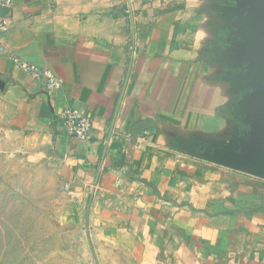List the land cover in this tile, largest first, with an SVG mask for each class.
Here are the masks:
<instances>
[{"label":"crops","instance_id":"obj_1","mask_svg":"<svg viewBox=\"0 0 264 264\" xmlns=\"http://www.w3.org/2000/svg\"><path fill=\"white\" fill-rule=\"evenodd\" d=\"M245 0H16L0 8V146L59 204L42 264H264V181L208 162L250 128ZM17 58L62 80L50 92ZM90 114L91 139L60 112ZM114 128L112 130V127ZM93 195L89 224L86 212ZM49 237V238H50Z\"/></svg>","mask_w":264,"mask_h":264},{"label":"rangeland","instance_id":"obj_2","mask_svg":"<svg viewBox=\"0 0 264 264\" xmlns=\"http://www.w3.org/2000/svg\"><path fill=\"white\" fill-rule=\"evenodd\" d=\"M7 150L0 146V264H42L54 247L49 216L60 207L53 191L42 188V173L26 161L27 152Z\"/></svg>","mask_w":264,"mask_h":264},{"label":"water","instance_id":"obj_3","mask_svg":"<svg viewBox=\"0 0 264 264\" xmlns=\"http://www.w3.org/2000/svg\"><path fill=\"white\" fill-rule=\"evenodd\" d=\"M245 3L248 16L240 23V29L245 31V42L232 49L228 57L232 62L246 64L249 68L241 82L251 91L243 95L235 109L244 116L250 130L244 141L231 143L216 154L206 155L205 159L264 181V0H245ZM93 195L86 212L87 226ZM87 237L95 264H99L89 232Z\"/></svg>","mask_w":264,"mask_h":264},{"label":"built area","instance_id":"obj_4","mask_svg":"<svg viewBox=\"0 0 264 264\" xmlns=\"http://www.w3.org/2000/svg\"><path fill=\"white\" fill-rule=\"evenodd\" d=\"M16 0H0V8H11ZM6 27L5 19L0 17V33ZM16 68L33 80L44 82L50 92L57 91L62 86V80L57 78L49 69L40 68L35 64L13 58ZM66 133L80 141L88 142L91 139L93 120L90 114L81 112L74 107H66L59 114Z\"/></svg>","mask_w":264,"mask_h":264}]
</instances>
